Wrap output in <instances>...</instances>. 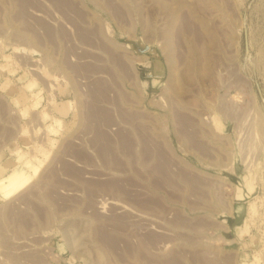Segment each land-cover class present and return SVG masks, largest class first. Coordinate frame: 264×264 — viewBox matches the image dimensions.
<instances>
[{
  "label": "rangeland",
  "instance_id": "1",
  "mask_svg": "<svg viewBox=\"0 0 264 264\" xmlns=\"http://www.w3.org/2000/svg\"><path fill=\"white\" fill-rule=\"evenodd\" d=\"M0 264H264V0H0Z\"/></svg>",
  "mask_w": 264,
  "mask_h": 264
},
{
  "label": "bare ground",
  "instance_id": "2",
  "mask_svg": "<svg viewBox=\"0 0 264 264\" xmlns=\"http://www.w3.org/2000/svg\"><path fill=\"white\" fill-rule=\"evenodd\" d=\"M19 173H21V170H15L13 173H11L10 175H9V179H10V181L12 182V183H17V182H20V176H17Z\"/></svg>",
  "mask_w": 264,
  "mask_h": 264
}]
</instances>
